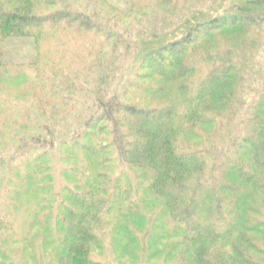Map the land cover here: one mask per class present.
Here are the masks:
<instances>
[{
	"label": "trees",
	"instance_id": "obj_1",
	"mask_svg": "<svg viewBox=\"0 0 264 264\" xmlns=\"http://www.w3.org/2000/svg\"><path fill=\"white\" fill-rule=\"evenodd\" d=\"M91 1L0 0V264H264V2Z\"/></svg>",
	"mask_w": 264,
	"mask_h": 264
},
{
	"label": "rangeland",
	"instance_id": "obj_2",
	"mask_svg": "<svg viewBox=\"0 0 264 264\" xmlns=\"http://www.w3.org/2000/svg\"><path fill=\"white\" fill-rule=\"evenodd\" d=\"M120 1L121 0H94L93 2L91 1V3H87V5L89 7V13H90V11H93L96 8V6L98 5L102 9L103 18H105L107 20L108 24H110L111 26L123 28L124 30H129L131 25H130V23L127 24L128 20L117 14V11L119 10L118 4H120ZM236 1L238 3H240V1H243L244 3H242V4H245L248 1H253L254 3L256 1L264 2V0H236ZM213 2H214V4H213ZM206 3L208 6L205 5V8H197L196 10L207 9V8H209L210 5H214V6L223 10V9H226V7L230 5V1H227V0H214V1H212V3H210V1H208ZM253 6L254 5H252L251 7H253ZM113 9L116 12H114ZM184 10H186L188 12L191 11L190 6H185ZM133 19H135V20H134V23L132 26L135 29L136 28L139 29L142 26L150 25L151 21L153 20L151 15H141L140 17H136ZM140 39L141 40H139V41H146V40H142L143 36ZM147 41L149 42V40H147ZM32 45H33L32 43L25 42V41H17V42H13V43H7L5 45L0 44V60L2 62H5V63H9V64L14 63L17 65L21 64V63H33L35 61L36 57H35V50L33 47L34 45L33 46ZM253 53H256V55H258L257 61H260V63L262 64V67L264 69V45H261L260 47L254 48ZM259 58H263V59H259ZM223 61H225V60H223ZM255 79H256V82L252 83V85H251V90L254 91V94L256 92L254 97L259 92L264 90V82L261 80H258L257 77L256 78L254 77V80ZM252 98H253V96L249 95L248 99H252ZM248 104L253 105V103H248ZM60 119H61V122H58ZM55 120L57 121V123L59 125L65 126V125H71L72 121H74V117L72 116L71 113H69L65 118L59 117V118H55Z\"/></svg>",
	"mask_w": 264,
	"mask_h": 264
}]
</instances>
